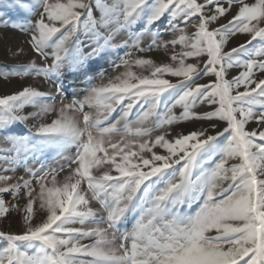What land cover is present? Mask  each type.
Instances as JSON below:
<instances>
[{
	"label": "snow or ice",
	"instance_id": "6c2138e0",
	"mask_svg": "<svg viewBox=\"0 0 264 264\" xmlns=\"http://www.w3.org/2000/svg\"><path fill=\"white\" fill-rule=\"evenodd\" d=\"M10 2L20 15L0 29L27 35L36 59L0 79L51 88L0 95V218L21 224L0 228V264H264V0ZM157 48L169 62L136 55ZM112 55L117 74L65 103L64 70ZM19 163L24 176L6 174Z\"/></svg>",
	"mask_w": 264,
	"mask_h": 264
},
{
	"label": "rangeland",
	"instance_id": "374dc122",
	"mask_svg": "<svg viewBox=\"0 0 264 264\" xmlns=\"http://www.w3.org/2000/svg\"><path fill=\"white\" fill-rule=\"evenodd\" d=\"M96 14L97 16H99L98 11ZM18 15L20 14H18L15 9H11L10 0H0V17H3L4 19H8L9 16L16 18ZM133 29L136 31L140 30L138 26H133ZM130 35L131 32L129 30L121 29L118 32H116V34L114 35L113 43L116 44L122 43L124 40H127ZM0 37H3L2 39H0V71H7L13 67H16L20 63H26L29 57L32 59H36L35 55L28 50L26 43L28 37L24 33L14 30L10 31L8 29H0ZM170 38H171L170 35L168 34L164 35V39H170ZM81 39L86 40L87 38L83 34H81ZM240 39L242 41L243 37H241ZM148 43H150V38L145 36L142 40V44L146 46ZM18 45L25 47V53L19 59L11 56L10 52L8 51L10 47L15 48ZM122 54L123 53H121V55ZM170 54H171L170 51L164 48L153 49L151 52L148 53H136L137 56H144L146 58H151L156 63L169 62ZM116 59L117 58L115 55L105 56L104 59H99V58L93 59L92 61H89L85 65V67L81 69L79 72H73L71 69L66 68L64 70L62 78H64V82L66 85H71V87H69L71 93L80 94L78 98H83L82 94H86L89 80H91L94 84H100L102 82L100 73L104 72L105 77L103 78V82L107 83L108 77H112L117 74L116 71H114L111 67L113 61H115ZM132 70L136 72L142 71V69H140L138 66L135 65H133ZM119 71H123V69H120ZM171 79L175 80L176 78H171ZM26 86H34L37 87L39 90H48L51 88V85L48 84L47 81L42 77H37L35 75H29L26 77H13L9 83H4L3 80L0 79V95L11 94L15 91L21 90L22 87H26ZM72 98L73 97L69 95V99L65 103H71ZM30 107L32 112L37 111L36 107L34 106H26V108H30ZM59 108H60V104L59 102H57L56 113L54 114L49 113L47 115H44L42 117L43 122H50L51 120L57 118V116L59 115ZM133 111L135 113L137 110L134 109ZM26 113H28V111ZM113 115H115V113H113ZM34 123L35 121L30 119L29 121L24 123L11 125L10 126V128L12 129L11 134L15 136H28L29 130L32 128ZM6 134H7L6 131H0V148L11 147V145L7 144L4 139ZM46 154L50 157L51 155L54 154V151L52 149H46ZM28 164L32 167H39V160H32L31 158H29ZM0 165H3L2 155H0ZM6 174L11 177L24 176L25 168L23 163L17 164L13 172H8ZM14 182L15 179L9 181V183H14ZM11 202L12 201L10 199L8 203L11 204ZM21 203H23V201H21ZM34 210H35V205H34ZM15 217L19 218V215L13 212L12 216L8 220H3L2 218H0V228L12 232L20 231L21 224L19 222V219L13 220V218L15 219ZM132 223H134V221L127 222L125 226L130 230ZM2 247H3V242H0V248ZM29 254H32V252L29 251Z\"/></svg>",
	"mask_w": 264,
	"mask_h": 264
},
{
	"label": "bare ground",
	"instance_id": "6f19581e",
	"mask_svg": "<svg viewBox=\"0 0 264 264\" xmlns=\"http://www.w3.org/2000/svg\"><path fill=\"white\" fill-rule=\"evenodd\" d=\"M70 89V88H69ZM68 94L71 96V91L70 90H68ZM65 102H67V100L65 101ZM28 111V113H31L32 111H31V107L30 108H25V110H24V112H25V114H27L26 112ZM10 200V199H9ZM19 218L18 217H15V219L13 218V220H18Z\"/></svg>",
	"mask_w": 264,
	"mask_h": 264
}]
</instances>
